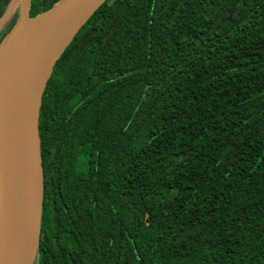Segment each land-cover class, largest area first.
I'll list each match as a JSON object with an SVG mask.
<instances>
[{
    "label": "trees",
    "instance_id": "1",
    "mask_svg": "<svg viewBox=\"0 0 264 264\" xmlns=\"http://www.w3.org/2000/svg\"><path fill=\"white\" fill-rule=\"evenodd\" d=\"M38 125L35 264H264V0H106Z\"/></svg>",
    "mask_w": 264,
    "mask_h": 264
},
{
    "label": "water",
    "instance_id": "2",
    "mask_svg": "<svg viewBox=\"0 0 264 264\" xmlns=\"http://www.w3.org/2000/svg\"><path fill=\"white\" fill-rule=\"evenodd\" d=\"M105 1L57 0L31 16V0H10L0 19L1 27L18 13L0 40V264L37 260L45 190L38 125L42 96L55 63ZM16 121L25 145L24 170L11 144Z\"/></svg>",
    "mask_w": 264,
    "mask_h": 264
},
{
    "label": "bare ground",
    "instance_id": "3",
    "mask_svg": "<svg viewBox=\"0 0 264 264\" xmlns=\"http://www.w3.org/2000/svg\"><path fill=\"white\" fill-rule=\"evenodd\" d=\"M87 15V12L83 13L76 26L73 28V30L70 32L66 42L63 44V46L68 42L71 34L74 32V30L81 25V23L84 21L85 17ZM62 46V47H63ZM25 88V86H23ZM22 93L24 92L23 90L21 91ZM18 106V105H17ZM10 135H11V144H12V149L15 153V156L18 158L20 165L22 166L24 170V153H25V145H24V140L22 137V131H21V124L19 121H16L15 124L11 127L10 129ZM28 178V175H26Z\"/></svg>",
    "mask_w": 264,
    "mask_h": 264
},
{
    "label": "rangeland",
    "instance_id": "4",
    "mask_svg": "<svg viewBox=\"0 0 264 264\" xmlns=\"http://www.w3.org/2000/svg\"><path fill=\"white\" fill-rule=\"evenodd\" d=\"M1 3H2V0H0V6H1ZM16 12V11H15ZM15 12H13L10 16H9V18L6 20V22L4 23V25H2L1 26V28L0 29H3V27H5L4 29H3V33H5L6 31L8 32L9 30H10V28L13 26L12 25V21L14 20V18H15V15H16V13ZM17 18V17H16ZM8 24V25H7ZM7 25V26H6ZM12 25V26H11ZM11 26V27H10Z\"/></svg>",
    "mask_w": 264,
    "mask_h": 264
},
{
    "label": "flooded vegetation",
    "instance_id": "5",
    "mask_svg": "<svg viewBox=\"0 0 264 264\" xmlns=\"http://www.w3.org/2000/svg\"><path fill=\"white\" fill-rule=\"evenodd\" d=\"M4 25V24H3ZM8 25V24H7ZM6 25V26H7ZM2 26V25H1ZM1 28V27H0ZM5 27H3V29H4ZM3 29H0V40L2 39V37L7 33V31L5 32V33H3L2 31H3Z\"/></svg>",
    "mask_w": 264,
    "mask_h": 264
}]
</instances>
